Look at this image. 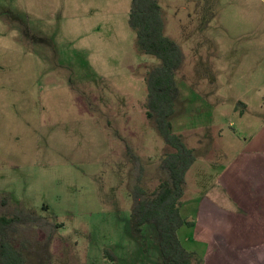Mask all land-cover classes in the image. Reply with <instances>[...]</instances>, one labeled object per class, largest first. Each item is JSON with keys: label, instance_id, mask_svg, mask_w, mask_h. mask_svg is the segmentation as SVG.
Returning a JSON list of instances; mask_svg holds the SVG:
<instances>
[{"label": "rangeland", "instance_id": "obj_1", "mask_svg": "<svg viewBox=\"0 0 264 264\" xmlns=\"http://www.w3.org/2000/svg\"><path fill=\"white\" fill-rule=\"evenodd\" d=\"M158 4L183 55L172 133L196 159L179 213L195 226H182L178 241L203 264H260V254L250 263L233 251L263 239L247 237L248 217L219 180L237 171L238 156L250 163L264 136V0ZM130 7L0 0V194L49 223L29 232L28 264L161 263L153 228L134 234L130 216L134 186L152 193L172 152L145 116V77L158 61L137 47Z\"/></svg>", "mask_w": 264, "mask_h": 264}, {"label": "trees", "instance_id": "obj_2", "mask_svg": "<svg viewBox=\"0 0 264 264\" xmlns=\"http://www.w3.org/2000/svg\"><path fill=\"white\" fill-rule=\"evenodd\" d=\"M160 9L158 0H131L128 24L135 33L139 50L158 61L145 77V116L153 121L156 132L172 152L166 154L162 162L166 179L152 193L146 194L139 185L134 186L130 216L135 226L134 234L146 226L153 228L154 232L150 233L155 239L160 264H203L204 259L182 249L177 238L182 226H195L193 221L182 219L179 213L184 179L196 159L194 150L172 133L171 118L180 94L174 77L183 55L177 43L164 35ZM129 156L133 160V155ZM11 205L16 208L12 215L0 214V264H28L30 250L36 241L29 232L36 233L41 223H49L12 203L8 195L0 194V207ZM105 254L111 258L108 252Z\"/></svg>", "mask_w": 264, "mask_h": 264}, {"label": "crops", "instance_id": "obj_3", "mask_svg": "<svg viewBox=\"0 0 264 264\" xmlns=\"http://www.w3.org/2000/svg\"><path fill=\"white\" fill-rule=\"evenodd\" d=\"M240 106L243 105L241 104ZM242 113L243 112H241V114ZM254 141H256L257 146L251 150V164L248 160L244 159L243 154L238 156L236 158L237 171L234 174L231 173V176L222 175L219 184L220 187H223V190L228 189L231 202L237 206L240 212L245 213L241 216H237L239 218L248 217L249 231H247V237H259L263 239V242H260L253 247L246 249H244V247H237L234 248L233 251L249 254V257H246L245 260L250 263L254 262L253 254H260V264H264V136H257ZM213 198L214 200L217 198L220 199V192H216ZM202 204L203 203H201V205ZM203 207L204 206L201 207V210ZM203 209H205V207ZM204 216L203 212L197 221V225L205 223ZM239 221L241 222L240 219ZM237 259L238 258L235 260L238 264ZM249 259L251 261H249ZM239 261H241V258Z\"/></svg>", "mask_w": 264, "mask_h": 264}]
</instances>
